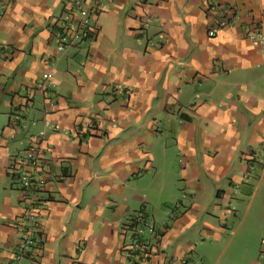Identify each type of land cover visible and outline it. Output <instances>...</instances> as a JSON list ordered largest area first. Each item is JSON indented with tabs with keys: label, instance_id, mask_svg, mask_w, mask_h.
<instances>
[{
	"label": "crops",
	"instance_id": "0c3cea01",
	"mask_svg": "<svg viewBox=\"0 0 264 264\" xmlns=\"http://www.w3.org/2000/svg\"><path fill=\"white\" fill-rule=\"evenodd\" d=\"M70 2L0 0V264H264V0Z\"/></svg>",
	"mask_w": 264,
	"mask_h": 264
},
{
	"label": "built area",
	"instance_id": "2783aa9c",
	"mask_svg": "<svg viewBox=\"0 0 264 264\" xmlns=\"http://www.w3.org/2000/svg\"><path fill=\"white\" fill-rule=\"evenodd\" d=\"M70 9L72 11H78L79 16L75 20H67L60 25L59 29L56 32V38L59 42V48H65L67 46L65 40L69 31H73L74 29H76L75 31L78 32L92 31V27L89 25L90 19L92 17H95L101 11L100 4L93 6L92 4L88 3V0H71ZM78 36L79 35L77 34L76 37ZM250 38L255 43H257L261 47L262 52H264V29H260L255 36H250ZM2 48L3 47L0 45V52ZM93 127L94 124L92 123L90 128ZM35 152L36 151L32 149L27 150L24 154V158L28 160H35ZM149 229L152 231L153 227H149ZM141 259L144 260V257H142Z\"/></svg>",
	"mask_w": 264,
	"mask_h": 264
}]
</instances>
